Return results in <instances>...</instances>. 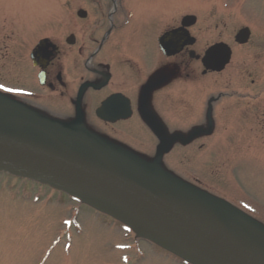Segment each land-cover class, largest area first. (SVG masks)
<instances>
[{"label":"rangeland","instance_id":"374dc122","mask_svg":"<svg viewBox=\"0 0 264 264\" xmlns=\"http://www.w3.org/2000/svg\"><path fill=\"white\" fill-rule=\"evenodd\" d=\"M95 1L0 0V85L5 84L0 91L20 85L21 73L28 80V45L49 34L53 36L46 37L57 41L55 31L64 20L76 17L79 6L89 10ZM138 1L144 4L134 6L139 7L136 25L156 27L160 9L170 17L177 9H192L200 13L194 29L200 54L220 41L231 47L232 59L224 70L201 76L197 60L195 80L177 81L187 88L190 101L182 100V108L189 107L181 112V120H165L159 110H165L164 100L149 107L163 126L169 121L179 127L181 136H190L194 125L211 127L208 135L175 145L164 155V164L182 182L264 227V0ZM243 26L250 28L251 36L237 45L234 35ZM26 85L35 88L30 82ZM38 101L51 109L47 98ZM122 124L118 137L138 148L147 144L148 136ZM150 240L100 206L74 201L55 187L0 170V264H190Z\"/></svg>","mask_w":264,"mask_h":264},{"label":"water","instance_id":"95a60500","mask_svg":"<svg viewBox=\"0 0 264 264\" xmlns=\"http://www.w3.org/2000/svg\"><path fill=\"white\" fill-rule=\"evenodd\" d=\"M188 19L194 17L182 23ZM249 35L241 28L235 41L245 43ZM230 55L225 43L210 46L201 59L205 71L222 70ZM27 116L0 98V169L121 216L194 264H264V227L254 220L173 178L156 160L144 162L88 137L78 124L67 129Z\"/></svg>","mask_w":264,"mask_h":264},{"label":"flooded vegetation","instance_id":"af4514ba","mask_svg":"<svg viewBox=\"0 0 264 264\" xmlns=\"http://www.w3.org/2000/svg\"><path fill=\"white\" fill-rule=\"evenodd\" d=\"M93 4L95 6L89 10L79 6L78 9L85 13L71 16V21L65 19L62 28L55 31L57 37L54 40H58L52 42L56 48L46 64H42L44 66L40 64L42 60H35L34 64L30 59L32 47L28 45L25 54L26 61L31 63L32 73L28 80L21 73L24 80L14 86L27 87L26 83L30 82L35 84V88L32 92L18 90L13 99L47 118L60 119L65 123L78 118L82 128L88 132L112 138L119 145L125 142L123 147L150 160L154 158L156 144L159 143L157 135L162 132L167 137L172 136L179 127L169 121H165L163 126L149 105L164 100L161 104L165 110L160 107L159 110L166 116L165 120H181L182 109L189 107L182 108V100L190 101L185 94L187 88L177 81L195 74L188 62V52L197 51V39L192 46H184L179 53L166 56L160 50L159 38L165 31L180 27L178 11L170 17L160 9L162 17L153 27L134 23L135 17L139 19V7L134 6L142 5L144 1L98 0ZM95 8L98 10L96 14L93 13ZM195 28L196 25H189L186 29L190 35H196ZM46 36L53 35L43 37ZM42 98L50 100L46 102L51 109L47 110L38 101ZM122 123L148 136L147 144L143 145L148 149L138 148L118 137L116 133L123 129ZM198 131L204 132L202 129ZM159 164L167 168L163 158Z\"/></svg>","mask_w":264,"mask_h":264},{"label":"snow or ice","instance_id":"6c2138e0","mask_svg":"<svg viewBox=\"0 0 264 264\" xmlns=\"http://www.w3.org/2000/svg\"><path fill=\"white\" fill-rule=\"evenodd\" d=\"M0 88H3V85H0ZM6 91H11V89H5Z\"/></svg>","mask_w":264,"mask_h":264}]
</instances>
